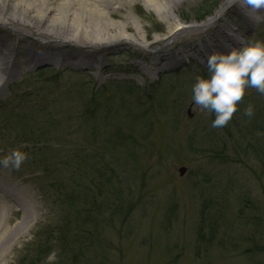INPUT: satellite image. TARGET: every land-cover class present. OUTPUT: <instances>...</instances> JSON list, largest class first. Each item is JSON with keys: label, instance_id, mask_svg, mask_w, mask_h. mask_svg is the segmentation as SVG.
I'll list each match as a JSON object with an SVG mask.
<instances>
[{"label": "rangeland", "instance_id": "rangeland-1", "mask_svg": "<svg viewBox=\"0 0 264 264\" xmlns=\"http://www.w3.org/2000/svg\"><path fill=\"white\" fill-rule=\"evenodd\" d=\"M221 3L190 0L176 14L191 28ZM130 12L149 42L167 40L168 24L142 0ZM260 22L236 39L264 41ZM139 46L102 55L106 69L28 67L4 87L0 157L19 149L28 159L19 170L0 168V182L10 195L32 191L41 222L0 264H264V95L247 89L229 124L213 128L215 115L192 100L196 78L209 75L206 63L183 56L174 69L147 73L149 53L140 55ZM250 104L251 118L244 115ZM27 105L43 110L33 114ZM15 119L34 126L35 137ZM68 188L82 196L77 206L69 197L61 202ZM86 215L90 240L75 226ZM65 219L67 239L77 242L70 251L74 244L55 241ZM22 220L15 215L10 229Z\"/></svg>", "mask_w": 264, "mask_h": 264}, {"label": "bare ground", "instance_id": "bare-ground-1", "mask_svg": "<svg viewBox=\"0 0 264 264\" xmlns=\"http://www.w3.org/2000/svg\"><path fill=\"white\" fill-rule=\"evenodd\" d=\"M142 1L168 24L167 40L149 42V34L142 33L140 21L130 12L138 0H0V96L6 84L28 67L29 71L42 66L52 70L73 66L85 72L106 69L102 55L118 47H134L137 42L141 44L136 50L140 55L149 53H145L149 63L143 70L159 75L174 69L183 56L202 61L210 54L226 53L229 45L239 44L238 34H251L259 25L256 13L240 6L242 0H222L214 17L191 28L176 14L190 0ZM186 30L189 33L183 35ZM26 41L34 46L21 48ZM166 41L174 47L159 48ZM177 46L182 51H174ZM45 90L53 89L46 85ZM25 191L29 195H10L0 182V262L7 260L41 222L36 195ZM19 213L22 222L10 229Z\"/></svg>", "mask_w": 264, "mask_h": 264}, {"label": "clouds", "instance_id": "clouds-1", "mask_svg": "<svg viewBox=\"0 0 264 264\" xmlns=\"http://www.w3.org/2000/svg\"><path fill=\"white\" fill-rule=\"evenodd\" d=\"M248 12H255L257 20H264V0H242L240 5ZM247 14V13H246ZM241 46L229 45L226 53H213L202 59L206 62L207 78L198 76L192 87V100L202 111L215 115L211 127L223 128L232 120L238 110V102L246 95V90L255 88L264 95V41L245 42ZM255 114L250 104L244 115L251 118ZM28 159V154L13 149L0 157V168L19 170Z\"/></svg>", "mask_w": 264, "mask_h": 264}, {"label": "trees", "instance_id": "trees-1", "mask_svg": "<svg viewBox=\"0 0 264 264\" xmlns=\"http://www.w3.org/2000/svg\"><path fill=\"white\" fill-rule=\"evenodd\" d=\"M47 95V94H46ZM23 101H25V103H26V100H23ZM34 105H38V103L37 104H34ZM29 111H34L35 113L37 112V115L40 113V112H42V107H40V106H37V107H34V108H30V105H27V107H26ZM31 112V113H33V114H35L34 112ZM29 114H30V112H29ZM36 117L34 118V122L36 121ZM15 124H17L18 126H22V127H24V129L25 128H29L31 125H29V126H27V123L26 122H22V121H20V120H17V119H15ZM34 126H31L30 127V129H29V133H30V131L32 130V128H33ZM33 137H35V134L34 133H30ZM241 135H242V133H241ZM1 136H2V134H1ZM32 136H28L26 139V141H27V143H29V144H35L32 140H33V138H32ZM244 138V136L242 135V138L241 139H243ZM4 139V138H3ZM2 139V140H3ZM69 197V198H68ZM68 198V201H70L71 200V203L69 204V206L70 205H75V206H77L78 204H79V202L77 201L78 199L80 200L81 198H82V196L81 195H76L75 193H73L71 190H70V188H68V190H67V192H66V194L61 198V202H63V201H66V199ZM66 204V203H65ZM66 206H68L67 204H66ZM71 207V206H70ZM83 210H91L92 209V207L91 206H85V205H83L82 207H81ZM70 210H72V208H70ZM74 214H73V216H75L76 215V211H74L73 212ZM86 214V213H85ZM82 215H84V214H82ZM91 215H86L85 217H84V224L85 225H83V223H81L82 221H79V219L78 218H76V221H75V226L76 227H78V228H80V234L82 235V239L84 240H90V239H94V237H95V235H94V231H95V229H93V227L94 226H92V216L90 217ZM94 216V215H93ZM77 219H78V221H77ZM68 223H69V221L67 222V219H65L64 220V225H62L61 226V228L59 229V231H57V236H59V238H55L56 240L55 241H57L58 243H59V245L62 247V246H64L66 243H71V244H74V245H72V246H70V247H68V250L70 251V249L72 248V247H74V246H77L76 244H77V242H74V241H71L70 239H67V237H72V235H71V224L69 223V225H68ZM81 223V224H80ZM89 226V227H87V226ZM83 232H85L87 235H89L90 236V238L88 237V236H86L85 235V233H83ZM83 242V241H82ZM64 252H66V250L64 251ZM42 254H44V253H42ZM47 257H48V254H47Z\"/></svg>", "mask_w": 264, "mask_h": 264}, {"label": "water", "instance_id": "water-1", "mask_svg": "<svg viewBox=\"0 0 264 264\" xmlns=\"http://www.w3.org/2000/svg\"><path fill=\"white\" fill-rule=\"evenodd\" d=\"M185 172H186V169L185 168H181L180 169V173H181L182 176L184 175Z\"/></svg>", "mask_w": 264, "mask_h": 264}]
</instances>
